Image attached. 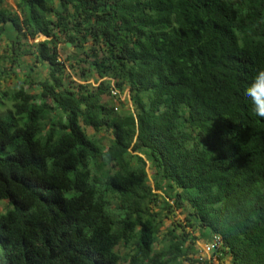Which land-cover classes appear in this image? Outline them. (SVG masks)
Returning a JSON list of instances; mask_svg holds the SVG:
<instances>
[{
	"label": "trees",
	"instance_id": "obj_1",
	"mask_svg": "<svg viewBox=\"0 0 264 264\" xmlns=\"http://www.w3.org/2000/svg\"><path fill=\"white\" fill-rule=\"evenodd\" d=\"M16 5L0 9L25 73L0 93V264H209L186 230L157 247L161 196L220 260L264 264V119L244 94L264 69V0Z\"/></svg>",
	"mask_w": 264,
	"mask_h": 264
},
{
	"label": "rangeland",
	"instance_id": "obj_2",
	"mask_svg": "<svg viewBox=\"0 0 264 264\" xmlns=\"http://www.w3.org/2000/svg\"><path fill=\"white\" fill-rule=\"evenodd\" d=\"M17 0H3V4L0 6V9H5L7 11H12L17 9ZM33 43V41H31ZM68 44V43H67ZM66 44V46H67ZM64 45V44H63ZM63 45H61V61L64 60V58L71 56L72 51L75 50L73 46L67 48L68 50H64ZM11 46L10 41L5 36H0V57H3L2 66L0 67V93L3 91H7L9 89H13L14 86L18 83V79L20 81L25 79V73L22 70L23 65L21 64V68L17 67L16 69L11 66L10 63V54H11ZM28 64H34L30 59L26 61ZM35 73L34 77L39 80H44L47 78V70L40 64H34L33 65ZM15 69L16 75L13 73V70ZM36 79V80H37ZM74 79V78H73ZM35 87V86H34ZM122 103H125L126 109H131L132 101L130 99V96L128 93H125L122 96ZM120 106V105H119ZM121 109V107H120ZM119 109V110H120ZM133 109V108H132ZM87 131L89 134H94V131L92 129L87 128ZM100 137H104L103 140L105 146L109 145V141L111 139V136L108 132H103ZM148 170V176L150 179V183L153 185V172L150 170L149 167H147ZM159 195H163L162 192H157ZM159 203L157 205L153 206V213H158L159 216L157 219L161 221V235H160V242L157 247H162L163 240L165 236L167 235V232L170 228H176L178 229L177 234L181 235L185 233V230L191 237H194L196 240V251H198L197 254H191L189 255V259H199L201 261H209V264H230L229 258H225L224 260H220V253H214L209 252L205 253L206 246L211 243V239L209 238L207 232L201 230L199 226L196 224V222L191 217V209L187 204H184L182 207L177 208L175 204L172 201H169L172 207L169 209L165 204H163V197L161 196L159 198ZM164 206V207H163ZM6 204L0 203V212L6 211ZM192 225L191 227H189ZM192 241L189 239V244ZM188 244V245H189ZM124 251V249H122ZM190 262L188 260L185 261V264H189Z\"/></svg>",
	"mask_w": 264,
	"mask_h": 264
},
{
	"label": "clouds",
	"instance_id": "obj_3",
	"mask_svg": "<svg viewBox=\"0 0 264 264\" xmlns=\"http://www.w3.org/2000/svg\"><path fill=\"white\" fill-rule=\"evenodd\" d=\"M255 114L264 119V69L259 70L244 90Z\"/></svg>",
	"mask_w": 264,
	"mask_h": 264
},
{
	"label": "built area",
	"instance_id": "obj_4",
	"mask_svg": "<svg viewBox=\"0 0 264 264\" xmlns=\"http://www.w3.org/2000/svg\"><path fill=\"white\" fill-rule=\"evenodd\" d=\"M218 242H219V239H215L213 242L209 243L206 246L205 253L213 252L214 249L217 247Z\"/></svg>",
	"mask_w": 264,
	"mask_h": 264
},
{
	"label": "water",
	"instance_id": "obj_5",
	"mask_svg": "<svg viewBox=\"0 0 264 264\" xmlns=\"http://www.w3.org/2000/svg\"><path fill=\"white\" fill-rule=\"evenodd\" d=\"M69 47H71V44L70 43L67 44V48H69Z\"/></svg>",
	"mask_w": 264,
	"mask_h": 264
}]
</instances>
